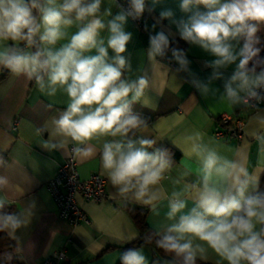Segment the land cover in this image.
I'll return each instance as SVG.
<instances>
[{"label":"clouds","instance_id":"clouds-1","mask_svg":"<svg viewBox=\"0 0 264 264\" xmlns=\"http://www.w3.org/2000/svg\"><path fill=\"white\" fill-rule=\"evenodd\" d=\"M159 2L152 0L149 6L148 0H127L125 8L115 0L119 11L113 15L112 7L102 8L105 0H0V68L34 80L49 96L62 89L68 97L66 108L50 126L37 129L48 134L44 147L67 154L71 143L73 155L91 158L97 152L91 141L112 137L100 151L103 171L120 196L153 206V211L172 159L166 149L149 150L154 140L135 136L136 130L148 128L147 118L134 106H149L151 81L146 73L135 79L126 76L131 64L124 54L132 39L125 28L129 18L142 19ZM179 9L185 15L178 19L171 8L162 9L158 22L169 20L182 40L214 59L205 62L212 69L205 82L190 68L186 52L171 48L177 71L189 73V83L205 97L215 96L219 90L210 85L223 80L219 99L230 106L264 101V37L259 34L264 31V0H179ZM73 27L76 31L69 33ZM105 30L106 41L101 36ZM169 49L165 31L149 36V61L164 57ZM229 66L234 69L225 77L222 70ZM254 117V137L264 143V113ZM187 140L190 154L200 164L199 183L187 188L194 190V206L184 212L186 192L171 193L167 218L175 222L154 234L156 246L173 254L170 264H197L205 248L194 244L193 238L227 264H264V190L252 187L255 177L240 160L220 155L199 132ZM7 185V177L0 176V191ZM35 206L29 201L24 211H5L7 201L0 198V232L16 239ZM119 261L147 264L143 252L135 248L123 251Z\"/></svg>","mask_w":264,"mask_h":264},{"label":"crops","instance_id":"crops-1","mask_svg":"<svg viewBox=\"0 0 264 264\" xmlns=\"http://www.w3.org/2000/svg\"><path fill=\"white\" fill-rule=\"evenodd\" d=\"M151 4L152 0H148V5ZM103 7H112L113 15L119 11L115 0H105ZM164 8H171L177 19L185 15L179 9V0H160L154 11L145 12L143 28L136 26L131 18L125 26L126 31L132 33L124 54L130 61L131 71H126L125 75L135 79L146 73L151 81V88L147 91L149 106L139 103L134 106L135 111L147 118L148 128L136 130L135 136L154 140L156 143L150 151L156 148L168 151L171 148L180 155L179 161L172 164L161 181V199L154 205L155 211L153 206L125 199L117 193L103 171L100 160L104 141L113 138L99 137L91 141L97 149L96 155L91 158L75 156V162L79 179L85 180L90 174L97 173L105 180L106 198L100 203L79 200L88 220L87 225L71 227L60 220L46 183L54 176L73 145H68L67 154L63 150H48L44 147L48 134L38 133L37 129L46 124L50 126L52 118L66 108L68 97L62 89H58L54 96H49L46 91L38 89L34 80L23 75L14 77L9 72L0 81V160L3 161L0 164V176L8 179V185L0 191V198L6 199L5 211L10 212L24 211L29 201H34L36 205L27 226L17 230L16 239L4 232L17 250L16 259L19 264H40L59 251L64 252L65 261L58 264H120L119 256L123 248L138 238V229L128 208L145 209L144 222L156 233L175 222L167 218L168 197L173 191L186 192L187 208L184 212L194 206V190L187 191V188L199 183L200 164L190 154L187 137L197 132L220 155L240 160L255 177L256 183L252 187L258 190L264 178V143L254 137L257 131L254 114L264 113V105L251 110L242 103L230 106L221 102L219 95L224 91L223 80H216L210 85L219 90L215 96L211 93L207 97L201 95L189 83V73L177 71L178 64L171 57V48L184 50L191 62L190 68L205 82V78L212 73L205 62L214 57L199 46L182 40L175 25L169 20L158 22L159 12ZM153 24H156L155 29L152 28ZM159 30L169 35L170 49L166 57L149 61V36ZM74 31L75 27L69 29V33ZM107 35L106 30L101 33L105 41ZM92 54H95V50ZM109 56H114L111 50ZM233 69L234 66H229L222 70L224 76H230ZM222 115L245 118L244 136L240 142H224L213 137L218 129V118ZM193 242L205 248V252L198 255L197 261L204 264H227L203 241L193 238ZM135 249L143 252L147 264H164L153 256L149 248L140 246Z\"/></svg>","mask_w":264,"mask_h":264},{"label":"built area","instance_id":"built-area-1","mask_svg":"<svg viewBox=\"0 0 264 264\" xmlns=\"http://www.w3.org/2000/svg\"><path fill=\"white\" fill-rule=\"evenodd\" d=\"M127 8V0H119ZM132 20V19H131ZM136 26L142 24V19L132 20ZM244 107L251 110L264 105V101L251 100ZM218 129L213 137L224 142H240L243 139L245 118L222 115L218 118ZM72 148V147H71ZM57 168L54 176L46 183V189L57 207V216L69 226L87 225L88 220L79 200L82 202L100 203L106 198L105 180L97 173L90 174L85 180L79 179L75 155L71 153ZM65 261L63 251L55 253L51 258L42 260L40 264H58Z\"/></svg>","mask_w":264,"mask_h":264},{"label":"trees","instance_id":"trees-1","mask_svg":"<svg viewBox=\"0 0 264 264\" xmlns=\"http://www.w3.org/2000/svg\"><path fill=\"white\" fill-rule=\"evenodd\" d=\"M144 17L145 15L142 18V24ZM142 24L138 27L143 28ZM259 34L262 37H264V31H262ZM17 44L18 46H22L20 42H17ZM261 55H264V52H262ZM166 56L167 54L164 57ZM8 73H9L8 70L0 68V81L3 80L8 75ZM168 153L171 156L172 164L177 163L179 161L180 155L175 150L169 148ZM258 190H264V178L261 179ZM127 210L137 226L138 238L133 242H131L130 244L126 245L123 248V251H125L128 248H138L140 246H144L149 248L152 251L153 256L158 260H160L162 263L170 264V262L174 259V256L172 253H165L162 249L156 246L155 243L156 236L154 235L155 233L144 222L146 210L135 207L128 208ZM149 237H151V239H149ZM16 255H17V250L15 246L12 244L9 238L4 234V232H0V264H19L16 259ZM197 264H204V263L197 261Z\"/></svg>","mask_w":264,"mask_h":264}]
</instances>
